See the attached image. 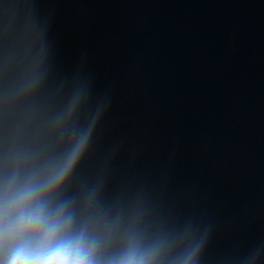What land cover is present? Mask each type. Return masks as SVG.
<instances>
[{
	"label": "clouds",
	"instance_id": "clouds-1",
	"mask_svg": "<svg viewBox=\"0 0 264 264\" xmlns=\"http://www.w3.org/2000/svg\"><path fill=\"white\" fill-rule=\"evenodd\" d=\"M80 137L65 163L46 178L10 184L0 201V264H97V245L83 233H72V215L66 205L52 208L50 194L72 172L87 144ZM117 264H152L129 249Z\"/></svg>",
	"mask_w": 264,
	"mask_h": 264
}]
</instances>
